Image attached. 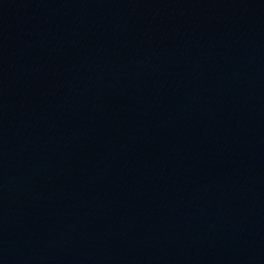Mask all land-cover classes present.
I'll return each instance as SVG.
<instances>
[{
  "label": "water",
  "instance_id": "95a60500",
  "mask_svg": "<svg viewBox=\"0 0 264 264\" xmlns=\"http://www.w3.org/2000/svg\"><path fill=\"white\" fill-rule=\"evenodd\" d=\"M0 264H264V0H0Z\"/></svg>",
  "mask_w": 264,
  "mask_h": 264
}]
</instances>
